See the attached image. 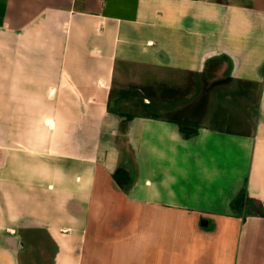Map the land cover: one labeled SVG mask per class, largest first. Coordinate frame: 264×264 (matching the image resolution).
I'll use <instances>...</instances> for the list:
<instances>
[{
  "label": "crops",
  "instance_id": "crops-1",
  "mask_svg": "<svg viewBox=\"0 0 264 264\" xmlns=\"http://www.w3.org/2000/svg\"><path fill=\"white\" fill-rule=\"evenodd\" d=\"M263 206L264 0H0V264H264Z\"/></svg>",
  "mask_w": 264,
  "mask_h": 264
},
{
  "label": "rangeland",
  "instance_id": "rangeland-1",
  "mask_svg": "<svg viewBox=\"0 0 264 264\" xmlns=\"http://www.w3.org/2000/svg\"><path fill=\"white\" fill-rule=\"evenodd\" d=\"M130 96L135 95L137 104V101L141 100L142 102H146L145 94L147 95V92L144 93L141 90L134 89L131 93H129ZM214 97L216 96L215 93H213ZM200 99V93H194L191 100H187L185 103L181 104L180 106H177L176 108H168V107H157V105H161V101L158 102V104L154 107H147V108H141V107H124L122 109L125 110V112H161L165 114L166 116L177 118L180 120H184L185 122H193L194 124L200 123L203 120H209L213 122L214 124L220 125V126H227L229 128H249L252 125V122L249 124H241V121L244 116L243 110L245 105H249L253 108L254 104L257 101L258 97V91L256 87H253V89L249 90V94L246 93H240L237 95V97L234 96V98L230 101L224 102L227 107L224 109L219 107V115H210L208 117H205V112L209 111V108L206 109L207 105H211L212 113L216 111V97L211 100L208 99L209 94L203 93L201 95ZM156 102V101H155ZM168 103V102H165ZM154 105V103H153ZM151 105V106H153ZM166 105V104H165ZM219 105V104H218ZM218 108V106H217ZM214 114V113H213ZM205 115V116H204ZM215 116V117H214ZM219 118V119H216ZM183 121V122H184ZM261 205V203H260ZM259 209V208H258ZM264 212V206L262 208V211Z\"/></svg>",
  "mask_w": 264,
  "mask_h": 264
},
{
  "label": "trees",
  "instance_id": "trees-1",
  "mask_svg": "<svg viewBox=\"0 0 264 264\" xmlns=\"http://www.w3.org/2000/svg\"><path fill=\"white\" fill-rule=\"evenodd\" d=\"M193 124L189 123V122H180V128L181 131H183L184 135L186 137H190L193 136L194 134L197 133V129L192 128ZM118 173V171H117ZM233 205L237 206L238 208H243L244 206H246V199H245V194L244 192H241L237 198L233 201Z\"/></svg>",
  "mask_w": 264,
  "mask_h": 264
},
{
  "label": "bare ground",
  "instance_id": "bare-ground-1",
  "mask_svg": "<svg viewBox=\"0 0 264 264\" xmlns=\"http://www.w3.org/2000/svg\"><path fill=\"white\" fill-rule=\"evenodd\" d=\"M49 122L52 124L53 123V121L52 120H49Z\"/></svg>",
  "mask_w": 264,
  "mask_h": 264
}]
</instances>
